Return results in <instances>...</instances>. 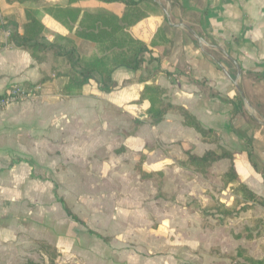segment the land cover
<instances>
[{
    "label": "crops",
    "instance_id": "crops-1",
    "mask_svg": "<svg viewBox=\"0 0 264 264\" xmlns=\"http://www.w3.org/2000/svg\"><path fill=\"white\" fill-rule=\"evenodd\" d=\"M68 2L0 0V96L14 84L41 88L33 99L0 111V264H48L42 244L57 248L64 264H236L231 258L240 247L264 258V231L244 232L249 220L264 219V205L249 204L223 225L203 215L216 198L232 202L221 181L232 162L220 160L205 177L179 166L187 150L198 157L227 152L242 184L264 201V0H148L149 17L131 29L147 45L165 29L159 44L166 47L144 55L142 74L155 76L166 103L190 112L215 133L216 144L204 143L175 111L153 127L149 102L137 103L151 81L141 83L134 70L117 69L110 93L100 90L96 75L81 96L64 97L68 64L59 58L54 71L53 52L33 57L13 36H24L26 11L35 10L46 27L45 43L65 46L71 37L78 55L90 56V37H79L77 28L69 31L44 11ZM73 7L119 17L125 12L123 4L100 0ZM141 154L144 171L163 173L161 189L136 170ZM62 158L103 161L107 179L87 172L86 183L93 190L102 185L111 203L85 221L76 214L83 224L48 199L49 191L64 190L61 175L49 183L26 162ZM77 224H87V231L80 233Z\"/></svg>",
    "mask_w": 264,
    "mask_h": 264
},
{
    "label": "trees",
    "instance_id": "trees-1",
    "mask_svg": "<svg viewBox=\"0 0 264 264\" xmlns=\"http://www.w3.org/2000/svg\"><path fill=\"white\" fill-rule=\"evenodd\" d=\"M80 1L87 0H69L68 5L65 7L52 6L47 7L44 11L69 31L77 28L79 37H90L95 48L90 56H79L77 42L71 37L67 38L65 46H60L57 43H45L43 35L46 27L41 14L35 10L26 11L27 24L25 25L24 36H13L15 43L20 48L28 50L33 57L40 50L53 52L54 71L57 69L56 65L59 58H62L68 64L64 73V76L68 78V83L63 89V96L66 98L81 96L84 87L96 75L99 76L98 85L100 90L110 93L116 87L112 75L117 69L134 70L140 73L139 81L141 83L151 81L150 84L145 85L140 95V101L137 103L149 102L148 119L153 127L161 124L169 112L175 111L182 116L184 126L199 133L204 143H218L215 133L204 129L190 112L182 107L166 103V93L155 83V76L149 78L142 74L144 55L149 54L151 48L164 49L166 47L159 44V41L166 37V31L163 28L158 30L150 45L135 38L131 32L135 25L149 17V11L144 7L145 2L148 0H100L108 4L120 3L125 5V12L122 17L104 10H81L73 7L74 4ZM185 156L186 159L179 162V166L203 177L207 176L214 164L220 160L229 159L232 162L229 170L221 176V181L223 188L232 192L233 200L230 204L216 201L208 205L203 210V215L206 218H214L219 224L223 225L250 210L251 205L249 204L264 205V201L260 200L240 181L231 154L223 152V154L217 155L214 152H208L203 157H198L187 150ZM145 160L146 156L141 154L136 170L140 172L143 180L156 179L161 189L164 180L163 173L144 171ZM61 203L69 218L82 223L80 218L70 210L64 201H61ZM249 231H258L259 233L264 231V219L249 220L244 232ZM247 238L252 239V236L248 235ZM41 251L47 257L48 264H64L61 262V256L57 248L42 244ZM231 260L236 264H264V258L255 259L250 256L247 249L242 247L237 250L236 255Z\"/></svg>",
    "mask_w": 264,
    "mask_h": 264
},
{
    "label": "rangeland",
    "instance_id": "rangeland-1",
    "mask_svg": "<svg viewBox=\"0 0 264 264\" xmlns=\"http://www.w3.org/2000/svg\"><path fill=\"white\" fill-rule=\"evenodd\" d=\"M127 162L130 164L131 161L135 162L134 156L130 157ZM28 167H34V176L39 177L41 180H46L47 182H53V179H57L60 181V175L62 179V186L64 190H51L48 194V199H53L56 201L57 208L62 207V215L67 217V213L63 208V204L61 201H64L66 205L70 208L72 212L77 214L84 221L90 217L93 213H104L105 208L108 207V203H111L110 193L103 191L102 185H95L94 190L91 186L87 185L86 178L87 172L92 173L95 172L96 178L99 181L102 179H107L104 176H101L103 169V161L102 160H86L83 158H74L67 159L62 158L58 159H47L46 161L40 160H28L26 161ZM54 170H58L59 176H55ZM24 173L21 175L23 177ZM71 181H73V184ZM60 183V182H59ZM78 183V184H77ZM77 184V185H76ZM76 185V186H75ZM65 187H67L65 189ZM78 187L79 190H72V188ZM88 188H91L90 190ZM25 196V190L23 189ZM127 193H121L122 198H126ZM217 201V198L214 200ZM127 210V207H125ZM78 230L80 233H84L87 231V224L80 225L77 224ZM165 242V241H163ZM148 250L145 247L144 251ZM164 250V248H159L158 251ZM144 255L145 252H144ZM38 264H43V260L40 259Z\"/></svg>",
    "mask_w": 264,
    "mask_h": 264
},
{
    "label": "built area",
    "instance_id": "built-area-1",
    "mask_svg": "<svg viewBox=\"0 0 264 264\" xmlns=\"http://www.w3.org/2000/svg\"><path fill=\"white\" fill-rule=\"evenodd\" d=\"M40 90L39 86L31 88L19 84L12 85L0 96V111L16 103L33 99Z\"/></svg>",
    "mask_w": 264,
    "mask_h": 264
}]
</instances>
